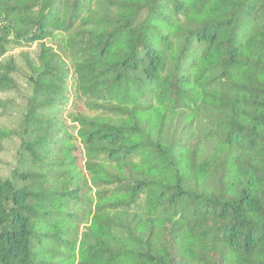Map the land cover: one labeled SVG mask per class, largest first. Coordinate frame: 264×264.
<instances>
[{
  "label": "trees",
  "instance_id": "1",
  "mask_svg": "<svg viewBox=\"0 0 264 264\" xmlns=\"http://www.w3.org/2000/svg\"><path fill=\"white\" fill-rule=\"evenodd\" d=\"M32 45L0 264H264V0H0Z\"/></svg>",
  "mask_w": 264,
  "mask_h": 264
},
{
  "label": "rangeland",
  "instance_id": "2",
  "mask_svg": "<svg viewBox=\"0 0 264 264\" xmlns=\"http://www.w3.org/2000/svg\"><path fill=\"white\" fill-rule=\"evenodd\" d=\"M37 45L28 48L8 47L6 54L0 58L5 61L11 58L16 72L12 75L15 85L14 90L0 92V128L9 129L14 133L5 139L0 146V178L7 179L15 169L17 149L19 140L17 135L22 127V119L26 110V101L31 94V85L29 72L25 57L35 62L38 56Z\"/></svg>",
  "mask_w": 264,
  "mask_h": 264
}]
</instances>
